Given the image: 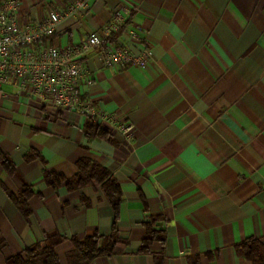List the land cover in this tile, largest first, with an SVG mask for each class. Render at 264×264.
<instances>
[{
	"label": "crops",
	"instance_id": "0c3cea01",
	"mask_svg": "<svg viewBox=\"0 0 264 264\" xmlns=\"http://www.w3.org/2000/svg\"><path fill=\"white\" fill-rule=\"evenodd\" d=\"M68 1L20 0L19 22H38ZM120 6L130 14L108 40L145 45L150 59L108 68L90 55L78 83L83 100L133 125L130 139L107 129L111 140L89 137L86 117L0 87V153L14 166L9 173L0 163V264L52 232L64 237L59 264H75L71 237H108L114 215L101 187L66 189L81 158L122 191L121 241L88 264H251L235 244L253 236L264 245V0H91L50 41L77 44ZM44 171L64 180L53 188ZM25 185L34 191L28 218L11 197ZM149 216L164 237L139 253Z\"/></svg>",
	"mask_w": 264,
	"mask_h": 264
},
{
	"label": "built area",
	"instance_id": "2783aa9c",
	"mask_svg": "<svg viewBox=\"0 0 264 264\" xmlns=\"http://www.w3.org/2000/svg\"><path fill=\"white\" fill-rule=\"evenodd\" d=\"M90 2L69 0L42 20L23 24L18 19L20 0H0V87L10 84L39 106L77 113L128 140L133 125L116 113L83 100L78 82L90 55H97L108 68L146 65L150 59L147 46L133 50L108 40L129 16V6H120L111 23L77 44L59 46L50 41L62 20L87 10ZM129 34L132 39H139L136 30L130 29Z\"/></svg>",
	"mask_w": 264,
	"mask_h": 264
},
{
	"label": "trees",
	"instance_id": "16d2710c",
	"mask_svg": "<svg viewBox=\"0 0 264 264\" xmlns=\"http://www.w3.org/2000/svg\"><path fill=\"white\" fill-rule=\"evenodd\" d=\"M85 133L89 137H95L103 140H111L110 134L105 128L93 121L88 120L84 126ZM105 129V130H104ZM0 163L9 173L13 172L14 166L12 161L4 154L0 153ZM78 172L75 176L66 179V189L74 190L76 188L91 185L93 187H101L103 193L108 199L113 210V224L108 237L102 238L99 234L94 233L84 238L71 237L73 250L67 257V261L75 264H88L95 257L100 255H110L117 243L121 241L116 229L119 206L122 201V191L117 181L110 173L100 166L97 162L81 158L76 162ZM44 180L47 185L55 188L58 187L64 178L56 173L44 171ZM34 194L30 185L21 188L18 196H11L13 202L25 218H28L31 209L28 200ZM159 220L158 217L149 216L144 222V236L140 243L138 252L146 253L149 246L154 241H162L164 232L154 228ZM64 240L56 232L47 234L43 244L37 243L31 247H27L23 252L15 253L6 259L9 264H59V258L55 252V246ZM237 254L251 264H264V245L257 237L249 236L235 244Z\"/></svg>",
	"mask_w": 264,
	"mask_h": 264
}]
</instances>
